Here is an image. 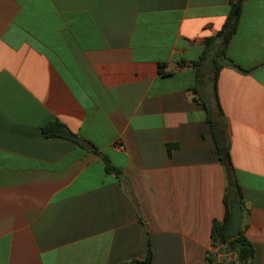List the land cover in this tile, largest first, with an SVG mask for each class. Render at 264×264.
I'll list each match as a JSON object with an SVG mask.
<instances>
[{
	"label": "crops",
	"instance_id": "1",
	"mask_svg": "<svg viewBox=\"0 0 264 264\" xmlns=\"http://www.w3.org/2000/svg\"><path fill=\"white\" fill-rule=\"evenodd\" d=\"M231 9L0 0V264H126L149 249L151 264H219L212 227L228 205L216 137L264 264V0H244L220 34ZM54 120L83 142L46 137Z\"/></svg>",
	"mask_w": 264,
	"mask_h": 264
},
{
	"label": "trees",
	"instance_id": "2",
	"mask_svg": "<svg viewBox=\"0 0 264 264\" xmlns=\"http://www.w3.org/2000/svg\"><path fill=\"white\" fill-rule=\"evenodd\" d=\"M244 0H231V13L230 16L228 17L224 29L220 34L226 33V35L231 34L234 32L239 15L241 13V8H242V3ZM222 50L219 52V54H222ZM209 52H205L202 57L200 58L199 61L194 62V66H197L199 68V65H201V62H205L206 58L208 56ZM220 55L218 57L220 58ZM217 57V58H218ZM217 62L213 64L214 68L217 67ZM161 69L166 67V63H163L161 66ZM201 70L198 69V79H201V75H199V72ZM216 78V74L210 75L209 79L212 81ZM199 81V80H198ZM194 93H198V88H194L192 90ZM64 125L58 121L54 120L47 125L44 126L43 132L46 137H52V136H58V135H65L69 138H72L79 142L80 144L83 142L81 141L76 135L73 133H67L64 134L62 133V128ZM216 143L219 149L220 153V159L224 165V168L226 170V175H227V188H226V193H225V202L228 205V210L226 214V218L224 221L219 222L215 220L213 222V227H212V247L217 248L220 247L221 250H223L226 254H235L237 262L235 261H220V264H254V246L252 242L246 237L245 235V229L244 227H241L239 230L238 234L235 237H231L228 234V224H229V218H230V208L229 206L232 204L233 201H238L241 203L243 206V194L241 187L238 184L237 177L234 171V167L232 164V160L230 157V153L228 148H225L223 145L220 144L219 140L216 137ZM91 145L90 143H88ZM93 149L95 147H92ZM106 160V159H105ZM106 169L108 171H111V167L109 163L106 160ZM212 255V251L208 252V260L209 261H214V258ZM152 262V251L149 249L147 256L145 259L142 260H133L129 263L126 264H151Z\"/></svg>",
	"mask_w": 264,
	"mask_h": 264
},
{
	"label": "water",
	"instance_id": "3",
	"mask_svg": "<svg viewBox=\"0 0 264 264\" xmlns=\"http://www.w3.org/2000/svg\"><path fill=\"white\" fill-rule=\"evenodd\" d=\"M243 220L242 205L238 201H233L230 205V218L228 224V234L231 237H235L241 229Z\"/></svg>",
	"mask_w": 264,
	"mask_h": 264
},
{
	"label": "rangeland",
	"instance_id": "4",
	"mask_svg": "<svg viewBox=\"0 0 264 264\" xmlns=\"http://www.w3.org/2000/svg\"><path fill=\"white\" fill-rule=\"evenodd\" d=\"M205 79H206V81L203 82L204 90H207L209 92L208 95H211V91L210 90L212 89L211 88L212 82L206 76H205ZM217 248H219L218 251H219L220 256H219V258H217L218 260L215 259V261H217L219 264H220V261H223V260L224 261L228 260V261H235V262H237V259H236V255L235 254H226L223 250L220 249V247H217ZM211 256H213V254ZM213 258H214V256H213Z\"/></svg>",
	"mask_w": 264,
	"mask_h": 264
}]
</instances>
